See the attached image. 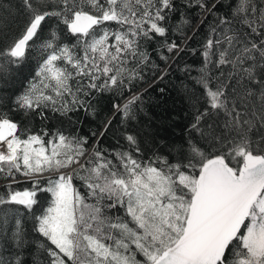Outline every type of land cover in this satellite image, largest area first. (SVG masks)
<instances>
[{"label":"snow or ice","instance_id":"6c2138e0","mask_svg":"<svg viewBox=\"0 0 264 264\" xmlns=\"http://www.w3.org/2000/svg\"><path fill=\"white\" fill-rule=\"evenodd\" d=\"M21 3L27 13L26 25L11 46L0 52L13 58L10 63L24 58L29 42H34L53 18L66 26L76 38L73 47L83 52L74 56L68 46L51 41L42 45L52 50L37 72L43 88L33 85L15 102L26 115L50 106L53 111L66 114L75 111L76 105L83 107L75 92L88 95L89 90L103 92L123 85L126 54L147 59L145 53L138 52L141 41L157 36L166 38L164 25L168 12L175 7L174 0ZM197 3L209 13L216 8L215 3L208 4L206 0ZM217 27H222L220 38L208 39L204 55L207 58L210 53L215 54L214 49L226 45L219 50L218 65L230 64L235 68L252 62L242 69L243 78L260 87L258 91L245 89L242 99L256 97L259 111L252 112L253 119H245L236 103H230L225 92L227 85L221 84L215 91L208 90L207 95L211 109L227 117L225 132L212 135L211 141L212 147L218 144L223 151L213 155L190 146V153L181 152L175 163L157 157L159 167L142 166L128 153H121L117 156L119 165L105 161L86 169L91 175L84 179L92 194L98 190L107 194L108 199L114 198L109 207H125L135 228L126 222H111L99 206L85 204L73 188L72 174H58L47 181V188L39 187L36 177L46 170L59 173L73 164L84 168L79 158L85 156L86 139H69L58 133V143H52L49 153L45 144L50 142L38 135L21 139L17 123L0 118V173L14 180V170L33 180L32 190L16 191L9 186L0 194V206L19 205L30 211L37 203V190L51 192V206L35 217V231L54 246L38 244L47 253L48 264H264V72L260 79L256 75L257 68L264 70V0H236L232 18H219ZM216 30L213 28V33ZM52 36L54 39L55 33ZM167 47L170 52L179 48L175 42ZM233 51L239 55L233 58ZM57 61H67L74 71L57 67ZM3 69L0 64V71ZM77 77H86L88 83L83 84ZM44 89H50L54 95L45 94ZM65 94L72 99L64 100ZM127 109L125 105V113ZM205 115L208 113L197 115L194 128ZM126 139L138 152L136 137L128 135ZM91 155L103 159L99 151ZM88 163L93 161L89 159ZM16 213L15 208L0 207V249L8 242L17 249H23L27 243L18 216L8 236L9 217ZM130 244L143 255V261L136 259ZM0 264L24 261L19 254L8 258L0 253Z\"/></svg>","mask_w":264,"mask_h":264},{"label":"trees","instance_id":"16d2710c","mask_svg":"<svg viewBox=\"0 0 264 264\" xmlns=\"http://www.w3.org/2000/svg\"><path fill=\"white\" fill-rule=\"evenodd\" d=\"M206 2L216 4L212 13L201 9L197 0H174V10L168 12L167 22L164 25L167 29L166 38L157 36L152 40L141 41L138 52L145 53L147 59L126 54L127 62L123 65L125 71L122 77L124 84L103 92L89 90L88 95L75 92L73 87V92L83 102V107L76 105L75 111L66 114L53 111L50 106L26 115L25 111L15 103L17 98L27 93L33 85L43 88L42 78L37 72L52 50H46L42 45L51 41L56 45L68 46L74 56L83 55L79 47H73L77 43L76 38L67 31L60 20L53 18L44 26V31L38 34V38H34V42H30L20 62L10 63L13 58L0 55V64L4 65V69L0 71V118L6 117L17 123V135L21 139H26L29 135H38L44 141L50 142L45 144L49 153L52 143H58V133L69 139H86L87 143L83 145L86 150L85 156L79 158L83 161L84 168L73 170V180L84 203L99 206L102 214L111 222H126L129 227L135 228L125 207L119 204L109 207L114 203V198L108 199L107 194H100L98 190L95 195L92 194L84 179L91 175L86 169H91L97 163L105 161L119 165L117 156L121 153H128L141 162L142 166L151 164L159 167L160 162L157 157L175 163L180 158L181 152L185 155L190 153V146H198L205 153L213 155L218 150L223 151L218 144L212 147L211 141L212 135L219 136L225 132L223 125L227 117L222 112L217 113L211 109L207 95L208 90L215 91L221 84L227 85L225 92L230 103H236L245 119H253L252 112L259 111L256 97L242 99L245 89L258 91L260 87L243 78L242 69L249 67L252 62L248 61L235 68L230 64L218 65L216 61L219 50L226 45L214 49L215 54L210 53L207 58L204 55L208 39L220 38L222 27H217L218 19L232 18L236 0H206ZM0 5H2L0 6V29H2L0 52H3L22 34L27 22V13L22 7L21 0H0ZM115 27L112 25L113 29ZM213 28L217 29L216 33H213ZM53 33H55L54 39ZM172 42H175L179 48L170 52L167 44ZM239 47L237 45V48ZM231 55L234 58L239 53L233 51ZM56 66L74 71L67 61H57ZM262 72L264 70L256 69L257 79L261 78ZM76 79L83 84L88 83L86 77ZM70 83L75 84V81ZM44 91L45 94L54 95L50 89ZM71 99L70 95L65 94L64 100ZM125 105L128 106L127 113L124 111ZM56 107L59 108V103ZM41 111L43 114H40ZM201 113L208 115H205L197 128H194L196 117ZM128 135L136 137L138 152L136 146L130 145L127 141ZM253 135L256 136L257 133L254 132ZM95 151H99L103 159L97 160L91 155ZM89 159L93 163H88ZM75 165L62 168L59 173L69 174L71 172L69 170ZM232 166H235V162ZM13 175L14 180L0 173V194H3L9 186L16 191L32 190L31 178L24 177L14 170ZM57 175L55 170H46L36 177L39 187L47 188L49 186L47 181L55 179ZM101 196L103 198H100ZM36 199L37 203L30 211L19 205L0 206L17 209L16 216L9 217L8 236H11L15 227V218L18 216L27 241L23 249H17L8 242L4 249H0V253L8 258L19 254L24 264H48L49 257L46 252L39 249V243L54 248L35 231L37 224L35 217L44 214L51 206L52 194L37 190ZM105 243L112 242L105 241ZM130 248L137 260H144L143 255L135 249V245L130 244ZM130 254L132 253H125V255Z\"/></svg>","mask_w":264,"mask_h":264},{"label":"rangeland","instance_id":"374dc122","mask_svg":"<svg viewBox=\"0 0 264 264\" xmlns=\"http://www.w3.org/2000/svg\"><path fill=\"white\" fill-rule=\"evenodd\" d=\"M81 163L83 164V161H81ZM77 168H79V165H75L74 167H73V169H70L69 171H71L69 174H72L73 175V173H74V169H77ZM58 174H65L64 172H60V173H58ZM74 177V176H73ZM73 188L75 189V191L77 192V187H76V185H75V183H74V180H73Z\"/></svg>","mask_w":264,"mask_h":264},{"label":"bare ground","instance_id":"6f19581e","mask_svg":"<svg viewBox=\"0 0 264 264\" xmlns=\"http://www.w3.org/2000/svg\"><path fill=\"white\" fill-rule=\"evenodd\" d=\"M3 147H6V146H3Z\"/></svg>","mask_w":264,"mask_h":264},{"label":"water","instance_id":"95a60500","mask_svg":"<svg viewBox=\"0 0 264 264\" xmlns=\"http://www.w3.org/2000/svg\"><path fill=\"white\" fill-rule=\"evenodd\" d=\"M30 43V42H29Z\"/></svg>","mask_w":264,"mask_h":264}]
</instances>
